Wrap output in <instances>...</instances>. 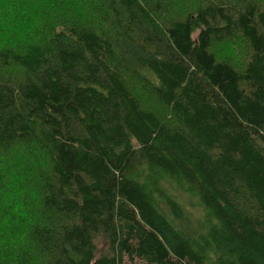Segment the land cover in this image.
<instances>
[{"label": "trees", "instance_id": "1", "mask_svg": "<svg viewBox=\"0 0 264 264\" xmlns=\"http://www.w3.org/2000/svg\"><path fill=\"white\" fill-rule=\"evenodd\" d=\"M0 264H264V0H0Z\"/></svg>", "mask_w": 264, "mask_h": 264}]
</instances>
